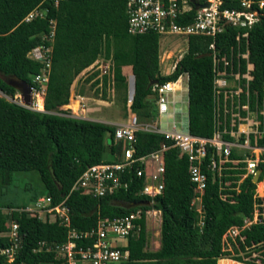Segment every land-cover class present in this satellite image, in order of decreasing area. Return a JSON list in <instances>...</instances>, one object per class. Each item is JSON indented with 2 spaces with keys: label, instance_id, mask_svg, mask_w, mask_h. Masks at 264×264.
<instances>
[{
  "label": "trees",
  "instance_id": "obj_1",
  "mask_svg": "<svg viewBox=\"0 0 264 264\" xmlns=\"http://www.w3.org/2000/svg\"><path fill=\"white\" fill-rule=\"evenodd\" d=\"M199 3L206 0H195ZM186 20L194 13L193 4ZM235 1L221 0V8L237 7ZM35 7L43 11L42 17L27 22L24 16ZM125 0H59L53 6L50 0H0V91L13 97L15 89L4 79L15 77L34 86L32 77L40 64L26 57L37 45L50 46V67L42 97L43 111L24 108L0 96V177L5 179L14 172H37L41 192L30 198L47 196L50 206L62 203L67 208L68 227L54 221L30 216L21 205L0 203V250L13 242L2 233L8 231L7 221L17 224L18 245L12 261L0 254V264H53L52 251H36L38 242L61 243L66 240L68 228L85 232L95 228L102 217L128 215L137 209L141 217L137 235L128 236L125 248L127 259L120 264H216L221 256L222 236L230 226H241L245 217H251L254 184L250 177L239 184V192L231 194L232 202L219 197L212 174L206 173V182L200 196L201 215L191 206L193 185L188 178V161L178 155L160 133L136 130L134 132V156L163 150L164 173L162 190L151 204L147 196L136 194L141 180L133 173L125 177L126 190L120 189L110 196L93 197L70 191L74 180L88 166L104 160L105 152L116 160L122 143L113 138L114 127L101 121L56 114V109L77 114V104L69 100V87L73 78L99 55L110 59L113 88L125 89L126 79L122 66H129L132 75V95L128 111L140 115L153 104L150 82L174 81L186 75L187 129L195 136L210 137L212 133V56L209 44H214L217 56H228L235 47L236 30L228 26L214 38L204 35H188L186 48L168 74L158 69V35L144 33L131 35L126 32ZM53 22V23H51ZM53 29L51 42L43 40ZM247 33L240 42H247L248 60L252 65L248 87L251 97L264 101V16L250 27L240 29ZM209 53V55H206ZM244 66V60H241ZM91 77V76H90ZM88 77V79L90 78ZM97 81L92 82L94 85ZM105 77L103 76V87ZM104 93V90H103ZM255 93V94H254ZM126 101L123 98V107ZM106 138L110 141L107 143ZM264 146V134L258 140ZM261 168V165L258 166ZM230 172V170H229ZM235 176H224L232 180ZM121 204H124L122 206ZM126 207V205H132ZM9 208L8 214L1 209ZM159 212L158 248L146 249L143 211ZM199 221L202 224L199 225ZM244 242L232 247L233 253L251 243L257 244L264 256V221L254 223L241 231ZM90 239H78L76 244H88ZM240 259L237 255H232Z\"/></svg>",
  "mask_w": 264,
  "mask_h": 264
},
{
  "label": "built area",
  "instance_id": "obj_2",
  "mask_svg": "<svg viewBox=\"0 0 264 264\" xmlns=\"http://www.w3.org/2000/svg\"><path fill=\"white\" fill-rule=\"evenodd\" d=\"M50 1L53 6H56L59 0ZM206 1L210 4L207 7L194 9L190 21L186 23H179L178 20H186L187 12L191 9L187 0H125L124 10L126 32L131 35L154 33L158 37L183 35L187 38L188 35H204L214 38L216 34L224 30L225 26L236 30L235 47L230 48L228 56L225 54L217 56L214 44L210 43L208 46L211 50L213 74L211 136L200 137L190 134L187 123L182 126L180 122L179 128L176 127L173 120L175 114L173 105L177 99L174 93L181 89V76L174 81L156 82L151 85L155 114L158 117L165 116L166 119L170 117L171 121L164 122V127L159 123H140L139 115L128 111L126 120L111 123L114 127V140L122 143L117 159L109 161L106 159L86 167L74 180L70 191L93 197L110 196L120 189L126 190L125 176L133 173L141 180V186L136 194L147 196L150 199L148 201L150 205L152 199L162 190L163 150L166 146L161 144L157 150L135 157L133 142L136 130L160 133L165 140L171 141V146L178 149L179 156L186 157L188 178L194 191L191 206L200 215V196L207 178L205 171L212 174V181L218 186L219 197L232 202V199H228L231 194L224 191L239 192L240 182L247 177H250L252 182L253 175L259 169L257 181L252 183L254 184L253 198H259L260 201L253 202L251 217H245L241 226H230L226 230L222 236V250L229 254L218 258L216 264L219 262L264 264L262 250L257 244L251 243L244 246V249L238 250L237 253L232 251L233 246L238 248L239 243L244 242L241 235L243 229L264 221V196L256 190L258 183L264 184V146L257 143L264 134V101L263 97L260 99L256 95L251 97L248 82L252 78V65L248 60L247 42H240V38H246L247 35L240 29L250 27L264 16V0H229L235 1L238 5L229 8H221V0ZM37 16L42 17L43 11L35 7L24 16L23 21L27 22ZM52 36L51 28L42 39L51 42ZM50 52V46L40 44L26 53L27 58L41 65L39 71L32 77L34 86H30L31 103L23 104L17 92L10 98L11 102L29 110L43 111L42 97L50 67ZM97 58H101L100 62L98 59L93 60L82 69L83 71L81 70L77 80L82 77L81 84L87 81L93 92L96 91L101 95L104 90L106 99L112 98L114 88L110 59H105L103 55ZM241 60H244V66ZM84 73L87 74L84 75ZM103 76L105 77L104 87ZM94 81L97 82L91 85ZM39 97L40 106L38 105ZM71 99L76 101L77 114H70L68 111L60 114L73 117L83 115L87 101L85 93L79 91V88L69 91V100ZM91 100L96 101L92 98ZM259 165L261 168L258 167ZM224 176H235V178L223 180ZM32 206L35 211L30 212V216L48 221L58 219L60 224L68 227L67 208L62 203L50 206L49 197L42 195L35 199ZM25 211L29 212L31 208H26ZM148 212L159 214L152 208L144 210L142 212L144 228ZM40 213L43 215L42 218ZM49 216L52 218L49 219ZM140 217L141 210L137 209L124 216L98 218L95 228L85 232L68 228L65 241L56 244L41 241L38 242L35 250L52 251L54 259L57 260L53 264H120L127 259L128 251L125 248L127 237L137 235L140 229L139 223L136 222ZM201 224L202 221H199V225ZM2 234L8 236L13 244L9 248L0 250V254L5 255L7 261H12L18 245L17 224L11 221L8 231ZM78 239H90V242L78 246L76 244ZM232 255H237L240 259H235Z\"/></svg>",
  "mask_w": 264,
  "mask_h": 264
},
{
  "label": "rangeland",
  "instance_id": "obj_3",
  "mask_svg": "<svg viewBox=\"0 0 264 264\" xmlns=\"http://www.w3.org/2000/svg\"><path fill=\"white\" fill-rule=\"evenodd\" d=\"M185 36L183 35H161L158 37V57L164 51H170L165 55L167 60H163L161 63H158V69L161 74L168 73L171 71V66L175 62L176 58L179 55H182L185 51L186 41ZM100 56V55H99ZM98 59V58H96ZM98 59V62H100ZM104 64V63H103ZM124 67L126 69H124ZM83 71V70H82ZM80 71V72H82ZM121 71L122 74L125 76L126 79V88L125 89H114V94L112 98L106 99L105 93L99 95L96 91L93 92L91 86L87 81H84L81 84L82 77L77 80L80 72L73 78L70 84V90L74 91L79 88V91H83L87 97V101L85 103V109L83 114L87 117L92 118H101L102 120H126L128 109L127 104L130 102V94H131V76L129 74L128 66H122ZM87 73H84V75ZM185 74L181 75V89L179 91H175V99L177 101L174 103L175 114L173 116V120L176 123V127L179 128V123L182 122V126L185 125L186 120V80ZM75 83V84H74ZM81 84V85H80ZM93 92V93H92ZM0 96L4 97L6 100L10 101V98L0 91ZM41 97V96H40ZM71 97V95H70ZM170 97V96H168ZM95 99L94 100H91ZM123 98H125L126 104L123 107ZM152 98V95H151ZM103 100V101H102ZM101 101V102H99ZM171 106V105H169ZM181 109V110H179ZM146 112L140 111V115L138 121L140 123L146 124H157L159 123L164 127V122H170L171 118L165 116H156L154 103L149 106ZM58 113H65L62 111L61 108L56 109ZM77 112V109H76ZM102 122V121H101ZM111 124V123H106ZM111 155L108 152L104 154V160L108 159ZM256 190L260 193V195L264 196V184L258 183L256 186ZM41 184L37 175V172L34 170L28 172H14L13 174L8 177L1 179L0 177V203L8 204L11 203L14 206L21 205V207L26 210V208H31V211H26L29 215L30 212H34L35 209L32 206L33 203L31 202L30 198L33 194L40 193ZM40 197V196H38ZM1 211L5 214H8L10 211L9 208L3 207ZM38 214V213H37ZM41 218L43 215L40 213ZM159 214H154L152 212H148L146 215L145 221V236H146V249L147 250H155L157 249V242H158V231H159V222L160 219L158 218ZM52 217L49 216V219ZM10 221H7V224H10ZM222 264V263H221Z\"/></svg>",
  "mask_w": 264,
  "mask_h": 264
},
{
  "label": "water",
  "instance_id": "obj_4",
  "mask_svg": "<svg viewBox=\"0 0 264 264\" xmlns=\"http://www.w3.org/2000/svg\"><path fill=\"white\" fill-rule=\"evenodd\" d=\"M192 4H193V8L199 9V8H203V7H207L210 2L209 1H204V2H197L195 0H189ZM206 55H209V53H207ZM132 79V78H131ZM5 83L8 84L9 86H11L12 88L15 89V91L18 93L20 100L23 102V104L29 105L31 103V88L30 85L25 82L22 79H18L15 77H8L4 79ZM156 83V80H153L152 82H150V85ZM131 95H132V81H131V94H130V99H131ZM52 113H56V114H60L58 112H52ZM73 117V116H72ZM78 118V117H77ZM110 141L109 138H106V142L108 143ZM258 174H259V169L256 171V173L253 175L252 177V182H256L257 178H258ZM143 205H147L148 202H143L141 203ZM122 206H124V204H121ZM136 204H132V205H126V207H130Z\"/></svg>",
  "mask_w": 264,
  "mask_h": 264
},
{
  "label": "crops",
  "instance_id": "obj_5",
  "mask_svg": "<svg viewBox=\"0 0 264 264\" xmlns=\"http://www.w3.org/2000/svg\"><path fill=\"white\" fill-rule=\"evenodd\" d=\"M185 41H186V39H185ZM186 48V47H185ZM170 51L168 50H166V51H164V52H162L160 55H159V57H158V63H161V61H162V57H163V60H167L168 58H166L165 57V55L167 54V53H169ZM180 56L181 55H179V57L178 58H176V60H175V62L180 58ZM175 62L173 63V65L171 66V70H172V68L174 67V64H175ZM124 69H126L125 67H124ZM128 69H129V74H130V76H131V78H132V75H131V72H130V67L128 66ZM122 72V71H121ZM123 73V72H122ZM169 73V72H168ZM168 73H164V74H168ZM185 77H186V75H185ZM186 105H187V98H186ZM179 110H181V109H179ZM77 117H79V118H84V119H90V120H94V121H102V122H104V123H116V122H122V121H124V120H102L101 118H92V117H87V116H85L84 114L83 115H78ZM182 123V122H181ZM185 123H187V117H186V120H185ZM157 246H158V242H157ZM158 248V247H157Z\"/></svg>",
  "mask_w": 264,
  "mask_h": 264
},
{
  "label": "bare ground",
  "instance_id": "obj_6",
  "mask_svg": "<svg viewBox=\"0 0 264 264\" xmlns=\"http://www.w3.org/2000/svg\"><path fill=\"white\" fill-rule=\"evenodd\" d=\"M41 101V99H40V97L38 98V105L40 106V102ZM222 262H219L218 264H221Z\"/></svg>",
  "mask_w": 264,
  "mask_h": 264
}]
</instances>
